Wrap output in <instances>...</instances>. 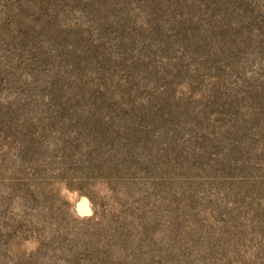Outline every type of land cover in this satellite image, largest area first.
Returning a JSON list of instances; mask_svg holds the SVG:
<instances>
[{
    "label": "rangeland",
    "instance_id": "obj_1",
    "mask_svg": "<svg viewBox=\"0 0 264 264\" xmlns=\"http://www.w3.org/2000/svg\"><path fill=\"white\" fill-rule=\"evenodd\" d=\"M0 264H264V0H0Z\"/></svg>",
    "mask_w": 264,
    "mask_h": 264
}]
</instances>
